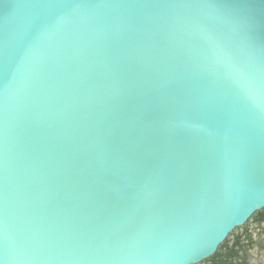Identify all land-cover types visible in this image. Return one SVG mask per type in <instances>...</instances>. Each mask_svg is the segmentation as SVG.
I'll list each match as a JSON object with an SVG mask.
<instances>
[{"label": "water", "instance_id": "water-1", "mask_svg": "<svg viewBox=\"0 0 264 264\" xmlns=\"http://www.w3.org/2000/svg\"><path fill=\"white\" fill-rule=\"evenodd\" d=\"M264 210V0H0V264H202Z\"/></svg>", "mask_w": 264, "mask_h": 264}, {"label": "trees", "instance_id": "trees-1", "mask_svg": "<svg viewBox=\"0 0 264 264\" xmlns=\"http://www.w3.org/2000/svg\"><path fill=\"white\" fill-rule=\"evenodd\" d=\"M264 252V210L237 229L217 254L202 264H258Z\"/></svg>", "mask_w": 264, "mask_h": 264}, {"label": "rangeland", "instance_id": "rangeland-1", "mask_svg": "<svg viewBox=\"0 0 264 264\" xmlns=\"http://www.w3.org/2000/svg\"><path fill=\"white\" fill-rule=\"evenodd\" d=\"M260 262H262L261 264H264V252H263V254H262V256H261V260H260ZM258 264H260V263H258Z\"/></svg>", "mask_w": 264, "mask_h": 264}]
</instances>
